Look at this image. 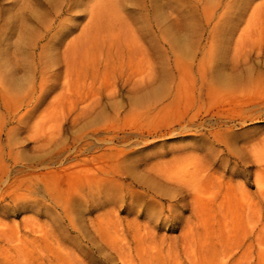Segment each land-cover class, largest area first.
<instances>
[{"label": "rangeland", "instance_id": "rangeland-1", "mask_svg": "<svg viewBox=\"0 0 264 264\" xmlns=\"http://www.w3.org/2000/svg\"><path fill=\"white\" fill-rule=\"evenodd\" d=\"M0 264H264V0H0Z\"/></svg>", "mask_w": 264, "mask_h": 264}, {"label": "bare ground", "instance_id": "bare-ground-1", "mask_svg": "<svg viewBox=\"0 0 264 264\" xmlns=\"http://www.w3.org/2000/svg\"><path fill=\"white\" fill-rule=\"evenodd\" d=\"M2 233V232H1ZM7 233V232H6ZM3 235H5V234H3ZM3 235H2V237H3ZM7 238V237H6ZM11 239V238H10ZM19 240V239H18ZM22 242V241H21ZM12 243V242H11ZM24 243V242H23ZM23 243L20 245L21 247H22V245H23ZM25 245V244H24ZM14 252L17 254V255H19L20 253H21V251H20V248L18 247V246H15V248H14ZM20 257V256H19ZM22 257V256H21ZM7 259V258H6ZM14 259V258H13ZM20 259V258H19ZM11 260V259H10ZM8 261V260H7Z\"/></svg>", "mask_w": 264, "mask_h": 264}]
</instances>
